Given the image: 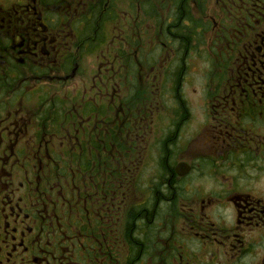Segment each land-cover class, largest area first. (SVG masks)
I'll return each instance as SVG.
<instances>
[{
    "label": "flooded vegetation",
    "instance_id": "1",
    "mask_svg": "<svg viewBox=\"0 0 264 264\" xmlns=\"http://www.w3.org/2000/svg\"><path fill=\"white\" fill-rule=\"evenodd\" d=\"M128 13L154 23L141 50ZM245 13L212 83L169 106L162 176L141 185L165 0H0V264H264V12Z\"/></svg>",
    "mask_w": 264,
    "mask_h": 264
},
{
    "label": "trees",
    "instance_id": "2",
    "mask_svg": "<svg viewBox=\"0 0 264 264\" xmlns=\"http://www.w3.org/2000/svg\"><path fill=\"white\" fill-rule=\"evenodd\" d=\"M256 2L257 0H217L218 6L214 13L208 10L206 0H165V10H168L165 16V38L168 40L166 44H169L167 49L170 50L173 45L177 46L173 52V59L178 63L181 79L185 75L182 71L183 64L189 65L193 55L199 57L202 62L209 63L211 57L227 52L228 44L237 45L236 39L241 40L239 33L243 32L247 20L245 10L256 13L259 9L264 12V0L258 2L263 5V9L260 5L257 7ZM158 3L162 4L161 1ZM146 6L149 14L156 15L153 4L149 3ZM211 12L214 15H211ZM209 32L212 35H209ZM181 79L180 82L173 84L169 92L173 93L172 95L178 93L181 97L179 100H184L180 89ZM163 166L164 160L161 157L159 167L163 170ZM62 170H65L64 166ZM156 186L160 189L161 183L156 182Z\"/></svg>",
    "mask_w": 264,
    "mask_h": 264
},
{
    "label": "rangeland",
    "instance_id": "3",
    "mask_svg": "<svg viewBox=\"0 0 264 264\" xmlns=\"http://www.w3.org/2000/svg\"><path fill=\"white\" fill-rule=\"evenodd\" d=\"M207 2V7L208 10H211L212 12L216 13V9L218 6L216 4L217 0H206ZM152 3V1L150 2ZM153 4V3H152ZM135 7V6H134ZM129 10V6L126 4L121 6V16H123L124 12ZM141 11V10H140ZM168 11V10H167ZM167 11L165 10V16ZM210 13L211 15H214L213 13ZM127 13V12H126ZM142 13V11H141ZM132 14V13H131ZM130 13H128V19H126L122 24H123V30H119L116 33H113V29H108V31H106V42H105V51L106 54L108 53V51L111 50L112 48V44L114 45V47H116L117 43H113V39H116L115 36H117L120 31L122 35L128 36V38L132 39L135 38L134 35V28H137L136 35L139 36V39L136 38V43H134V47L138 46V49H143L144 46L150 42V37L153 38V26L154 23L151 20H146L144 19V22L142 20V16L139 15L137 18V22L134 24V15H131ZM199 17V16H196ZM208 17V16H207ZM212 18V17H211ZM215 18V16H214ZM216 21V18L214 19ZM230 23V21H229ZM213 26V25H212ZM118 27V26H117ZM240 29V28H239ZM239 31V30H237ZM158 33V31H156V34ZM209 35H212L211 32H209ZM138 39V40H137ZM166 41H168L165 38V92H169V89L173 86V84H176L178 82H180V69L178 68V63L174 58L173 52L176 51V45H173V47H170V50L167 49L169 48V44H166ZM147 42V43H146ZM153 42V41H151ZM150 42V44H151ZM155 44V43H154ZM158 45V44H157ZM155 46V45H154ZM152 46V47H154ZM133 47V48H134ZM151 47V48H152ZM157 48H159V45L157 46ZM140 49V50H141ZM147 49V47H146ZM149 51V50H148ZM142 53L139 51L138 57H145V55H141ZM149 55V54H148ZM216 56L211 57L212 59L208 62L204 61L202 62L199 57H196L195 55H193L189 61V65L185 63L183 64V68L182 71L185 74L183 76V79H181V93H182V98H184V100L186 101H190L193 102L194 100L197 99V92H198V85L201 83H206V80L203 79V72L204 71H208V79L207 82L208 83H212V80L210 79V74L211 72L215 71V64H216ZM82 64H87V62H82ZM154 66H149L146 63L145 59H139L137 60V67L138 70L140 71L145 70L146 73H149V77H151V79H159V77L164 73L162 72L163 70L161 69V62L159 60H157V63H153ZM171 65V66H170ZM207 68H206V66ZM151 67H154V70H151ZM147 70V71H146ZM152 71L153 74H152ZM152 74V75H151ZM163 76V77H164ZM140 77V76H138ZM144 80V79H143ZM170 81V82H169ZM160 88V86H159ZM110 91V90H109ZM173 94V93H172ZM172 94H165V123L163 121L159 122V121H155L154 124V134L152 135V140L153 141V146L152 148H150L144 155H142L141 157V166L143 167V174L145 176H143L140 172L138 175V182L141 183V185H144L145 183L152 181L154 179L160 178L162 176V173H160L161 170H159L158 167V163L160 158H158V155L160 154V149H159V144L160 141L162 140V134L165 130L166 133V116L168 112V108L171 104H173V102L175 100H179V98L181 99V97L178 96V93L175 95ZM178 97V98H176ZM170 114V113H169ZM174 115L170 114V118H172ZM165 126V127H164ZM178 158V156H177Z\"/></svg>",
    "mask_w": 264,
    "mask_h": 264
},
{
    "label": "water",
    "instance_id": "4",
    "mask_svg": "<svg viewBox=\"0 0 264 264\" xmlns=\"http://www.w3.org/2000/svg\"><path fill=\"white\" fill-rule=\"evenodd\" d=\"M188 170V167L185 164H179L175 171L178 175H184Z\"/></svg>",
    "mask_w": 264,
    "mask_h": 264
}]
</instances>
